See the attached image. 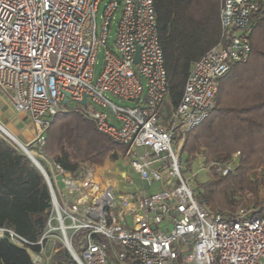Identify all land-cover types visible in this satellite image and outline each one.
Instances as JSON below:
<instances>
[{
	"label": "built area",
	"instance_id": "obj_1",
	"mask_svg": "<svg viewBox=\"0 0 264 264\" xmlns=\"http://www.w3.org/2000/svg\"><path fill=\"white\" fill-rule=\"evenodd\" d=\"M263 1H221L219 39L193 62L173 105L152 0H0V96L31 122L34 136L24 145L47 164L51 186L47 229L38 250L27 248L32 264H44L56 239L74 264H264V194L229 212L211 210L183 179L180 151L214 108L219 79L247 60ZM72 110L123 147L141 188L115 196L93 164L69 172L41 153L54 115ZM0 135L19 149L1 123ZM217 166L221 175L232 171L230 163ZM122 178L133 184L127 172Z\"/></svg>",
	"mask_w": 264,
	"mask_h": 264
},
{
	"label": "trees",
	"instance_id": "obj_2",
	"mask_svg": "<svg viewBox=\"0 0 264 264\" xmlns=\"http://www.w3.org/2000/svg\"><path fill=\"white\" fill-rule=\"evenodd\" d=\"M222 0H152L156 14L168 89L173 105L181 97L194 61L215 45L220 35ZM250 52L218 81L215 106L186 134L182 151L190 156L200 148L207 160L226 162L240 153L239 164L227 176L211 177L201 184L199 199L221 212L236 204L238 192L256 193L257 182L247 171L264 159V1L255 14ZM123 147L98 132L78 111L58 112L45 129L41 153L75 172L80 163L101 165ZM47 171L46 163L36 158ZM218 191V192H216ZM198 197V196H197ZM49 187L30 158L0 135V229L10 230L28 244H15L7 231L0 236V264H32L27 248L36 245L46 231L51 212ZM52 264H74L59 243Z\"/></svg>",
	"mask_w": 264,
	"mask_h": 264
},
{
	"label": "rangeland",
	"instance_id": "obj_3",
	"mask_svg": "<svg viewBox=\"0 0 264 264\" xmlns=\"http://www.w3.org/2000/svg\"><path fill=\"white\" fill-rule=\"evenodd\" d=\"M179 0H175V3L178 4ZM114 31L111 32V38L113 39ZM102 59H103V49L101 48L98 56H97V63L95 64L94 73L95 76H97L101 70L102 66ZM114 103L118 105H126L130 106L131 103L127 101H123L117 97H114L112 95H107ZM73 104L70 103L69 106L71 107ZM7 108V107H6ZM13 118L12 119H19L24 120L25 117L23 114H17L14 115L11 113ZM10 115V114H9ZM1 123V122H0ZM21 125L22 128H24L25 124L23 122L19 123V126ZM5 127V126H4ZM6 128V127H5ZM7 130V129H6ZM13 135V133H12ZM15 136V135H14ZM185 138L182 140L181 145V175L184 180L190 183L192 188L194 189V193L196 196L199 195L201 190V184L210 179L211 177H221V176H227V175H221L218 172V166L217 164H231L232 171L236 168V166L239 164V158L240 153L238 151L231 154L228 161H218L216 159H209L207 160V151L204 148H200L198 151L194 152L190 156H187L185 151H182V148L184 146ZM110 162H112V167L109 169L108 172H105V178L111 179L113 181V192L114 195L117 196L119 193H126L129 191H132L134 189H138L142 187V181L139 178V175L135 172H133L128 164H125V161L121 158L120 155H117L116 157H112V159H109ZM108 161V162H109ZM264 162V159L262 161L257 162L255 165H253L248 171L247 175L252 179L256 180L257 182V191L256 193L251 191H244V192H238L236 195V204L232 208H225L221 212H229L234 210L240 203L245 202L247 204L250 203H258L264 194V170L262 169L261 165ZM124 170L127 172L131 180L133 181V184L126 183L122 176L121 171ZM230 174V173H229ZM158 183H155L152 187L149 188L148 191H151L153 189H156L158 187ZM218 192V191H216ZM211 210L214 211V209L208 205ZM68 234L70 235L71 232L68 231ZM56 244H59V240H55ZM109 251V250H108Z\"/></svg>",
	"mask_w": 264,
	"mask_h": 264
},
{
	"label": "crops",
	"instance_id": "obj_4",
	"mask_svg": "<svg viewBox=\"0 0 264 264\" xmlns=\"http://www.w3.org/2000/svg\"><path fill=\"white\" fill-rule=\"evenodd\" d=\"M11 113L12 112L8 108H6V106L4 105L3 99L0 96V122H1V125L3 127L5 126L6 128L4 127V129L5 130L7 129L6 131H8L10 134L13 133V136L15 135V138L18 139L21 143L24 144V143L29 142L34 136V128L31 124V122L29 121V119L26 116H24L25 119L22 121L19 119L14 120V119H12L13 116ZM20 122H23L25 124L24 128H22L21 125L19 126ZM121 152L122 151L117 152V155L121 156V154H120ZM121 158H122V156H121ZM109 159H112V158L111 157L107 158L101 165H95V164H93V165L98 170L97 172L99 173V178H104L105 180H107L113 184V181L111 179L105 178V172H108L109 169H111V167H112V162H110ZM125 164H126V162H125ZM46 168H48L47 164H46ZM69 172H71V171H69ZM125 172L126 171L122 170L120 172L121 176H123V173H125ZM57 250H58V246L55 242L53 243V242L49 241L46 244L44 264H52L53 255L57 252ZM47 257H49L48 260H46Z\"/></svg>",
	"mask_w": 264,
	"mask_h": 264
},
{
	"label": "water",
	"instance_id": "obj_5",
	"mask_svg": "<svg viewBox=\"0 0 264 264\" xmlns=\"http://www.w3.org/2000/svg\"><path fill=\"white\" fill-rule=\"evenodd\" d=\"M137 60H138V48L136 51L134 61H137ZM68 96H69L68 93H65V99L63 100V103H66L68 101ZM83 102L84 101L82 100L81 103H83ZM5 134L8 136V138H10L12 141H14V143L19 147L20 151H22L24 154H26L30 158L32 163L40 170V172L44 176L46 184L48 185V187L50 189L51 186H49V181H48L47 175L45 173L44 168L39 163V161L31 154V152L26 148V146L23 143H21L18 139L13 137L8 131L5 130Z\"/></svg>",
	"mask_w": 264,
	"mask_h": 264
},
{
	"label": "bare ground",
	"instance_id": "obj_6",
	"mask_svg": "<svg viewBox=\"0 0 264 264\" xmlns=\"http://www.w3.org/2000/svg\"><path fill=\"white\" fill-rule=\"evenodd\" d=\"M12 135V134H11ZM13 136V135H12ZM13 137H15V136H13Z\"/></svg>",
	"mask_w": 264,
	"mask_h": 264
}]
</instances>
